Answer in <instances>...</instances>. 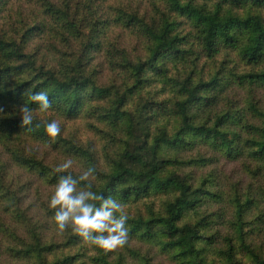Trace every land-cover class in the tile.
I'll list each match as a JSON object with an SVG mask.
<instances>
[{
  "label": "trees",
  "instance_id": "trees-1",
  "mask_svg": "<svg viewBox=\"0 0 264 264\" xmlns=\"http://www.w3.org/2000/svg\"><path fill=\"white\" fill-rule=\"evenodd\" d=\"M113 1L0 0V264H264V0ZM67 158L125 205L123 247L55 228Z\"/></svg>",
  "mask_w": 264,
  "mask_h": 264
},
{
  "label": "clouds",
  "instance_id": "clouds-1",
  "mask_svg": "<svg viewBox=\"0 0 264 264\" xmlns=\"http://www.w3.org/2000/svg\"><path fill=\"white\" fill-rule=\"evenodd\" d=\"M28 99L40 111L52 108L49 95L43 89L29 92ZM33 111L26 104L21 106L24 127L33 125ZM44 129L51 138L62 132L60 123L55 119L45 122ZM73 163L72 158H67L53 169L56 173H66L58 177L48 200V208L53 210L50 219L55 228L61 233L71 228L84 243L105 251L123 247L129 239L125 205L111 194L102 195L93 190L90 178L95 176L94 167L83 168L79 175L74 176L70 171Z\"/></svg>",
  "mask_w": 264,
  "mask_h": 264
},
{
  "label": "rangeland",
  "instance_id": "rangeland-1",
  "mask_svg": "<svg viewBox=\"0 0 264 264\" xmlns=\"http://www.w3.org/2000/svg\"><path fill=\"white\" fill-rule=\"evenodd\" d=\"M113 2L115 3H120V4H123V6H127V7H133V9H137V10H142V12H147V11H144V10H150L151 9V6L150 5H147V3L140 1V0H131L129 2V0H114ZM114 35L115 37L117 38V40H123V43H126L127 45H134L138 42V39L135 37V36H131L129 33H125L123 32V30H121L120 28H116L114 30ZM225 55H221L219 62L221 59H224ZM233 166H226L223 168L222 171H225L227 173V176H233L234 173H233V169H232ZM224 172V173H225ZM133 245H135L136 247L138 248H141L142 251H145V252H150V256L151 255H155L154 254V251H155V248H153L152 246H149V245H145L143 243H139L136 241V243H133ZM153 257V256H151ZM154 263L155 264H170L168 262V260H164L162 257L158 258H154Z\"/></svg>",
  "mask_w": 264,
  "mask_h": 264
}]
</instances>
